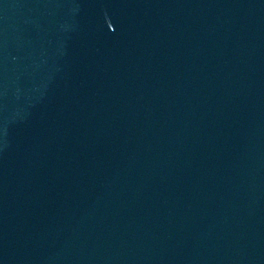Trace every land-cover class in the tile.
Here are the masks:
<instances>
[{
	"label": "water",
	"instance_id": "water-1",
	"mask_svg": "<svg viewBox=\"0 0 264 264\" xmlns=\"http://www.w3.org/2000/svg\"><path fill=\"white\" fill-rule=\"evenodd\" d=\"M0 264H264V0H0Z\"/></svg>",
	"mask_w": 264,
	"mask_h": 264
}]
</instances>
